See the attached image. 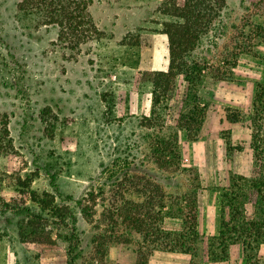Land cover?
<instances>
[{
    "label": "rangeland",
    "instance_id": "rangeland-1",
    "mask_svg": "<svg viewBox=\"0 0 264 264\" xmlns=\"http://www.w3.org/2000/svg\"><path fill=\"white\" fill-rule=\"evenodd\" d=\"M88 1L100 33L70 50L56 25L21 17L17 0H0V130L7 120L12 139L7 144L0 131V197H16L12 176L28 177L36 191L54 195L55 205L75 211L74 233L83 241L79 264H134L127 245L118 244V259H109L115 241L126 243L120 220L109 213L122 199L138 200L133 191L140 177L163 186L165 178L177 175L174 188L180 191L187 176L198 173L189 160H181L188 171L160 170L151 154L150 130L143 126V117L152 112V94L136 77L138 71L169 65L160 15L166 0ZM259 1H227L222 18L193 53L207 60L209 72L229 69L222 61L229 63L241 43L264 57V45L249 32ZM185 91L181 78L167 110L170 124L179 116ZM240 112L234 110V117ZM90 191L98 204L87 221L76 201ZM20 222L21 216L0 209V264H67V243L42 251L23 240ZM257 262L264 264V258Z\"/></svg>",
    "mask_w": 264,
    "mask_h": 264
},
{
    "label": "trees",
    "instance_id": "trees-1",
    "mask_svg": "<svg viewBox=\"0 0 264 264\" xmlns=\"http://www.w3.org/2000/svg\"><path fill=\"white\" fill-rule=\"evenodd\" d=\"M227 1L166 0L161 8L162 32L168 38V69L138 71L136 82L148 88L152 94V112L149 117H143V126L150 130L148 139L151 141V154L154 163L162 171H188L181 167L180 134L185 130L188 140L198 138L209 107L200 95L207 78H230L240 54L257 55V51L241 43L232 53V60L229 63L226 61L228 64L222 61L229 69L222 66L223 69L217 67L212 72L208 71L207 60L193 56L202 40L222 18ZM89 6L88 0H17L21 17L37 24L56 25L59 40L70 50H76L100 33ZM250 25L249 32L258 40L257 44L264 45V0L259 1L256 21ZM181 78L185 82L186 91L182 109L173 125L169 123L167 116L170 113L167 110H170V101L177 94ZM251 122V174L244 176L229 173L228 183L222 193V221L218 236L201 235L196 229V189L186 196V209L182 206L180 195L173 201L176 205L173 215L183 218L184 229L175 232L162 229L158 223L165 216L163 209L168 195L163 186L145 177H140L139 184L134 186L133 194L138 196V200L122 199L117 210L109 213L120 220L123 227L120 236L126 238V243L136 239L134 251L142 264L148 263L155 250L189 253L192 264L223 261L230 258L235 245H241L246 264L258 263V251L264 243V84L258 87ZM8 125L6 120L0 131L3 141L12 145ZM12 177L10 186L17 195L9 199L0 197V209L3 213L21 216L19 229L23 240L38 244L42 251L59 250L60 241H63L68 244L67 264H79V248L83 241L80 235L74 233L77 230L75 211L55 205L54 195L47 191H36L33 181L28 177ZM97 198L96 193L90 191L76 201L81 215L87 221L92 220L97 212ZM247 205L252 206L251 214L247 213Z\"/></svg>",
    "mask_w": 264,
    "mask_h": 264
},
{
    "label": "crops",
    "instance_id": "crops-1",
    "mask_svg": "<svg viewBox=\"0 0 264 264\" xmlns=\"http://www.w3.org/2000/svg\"><path fill=\"white\" fill-rule=\"evenodd\" d=\"M167 69L168 67H165L162 70ZM232 71V77L227 79L207 78L201 89L200 95L208 102L209 107L197 140H188L186 131H181L182 161L188 158L195 166L198 176H187L185 180L187 185L180 191L174 188L177 175L170 176L169 180L164 179L163 186L168 199L163 209L165 216L158 224L166 231L184 229L183 218L173 215L176 206L173 201L180 195L182 206L186 209L188 204L186 196L196 189V229L201 235L218 236L222 221V193L228 183L229 173L244 176L251 174L253 166L251 116L254 113L258 87L264 84V57L242 53ZM234 110L241 111V116L234 117ZM251 212L252 206L247 205V213ZM135 241V238L127 243L115 241L112 244L115 251L108 250L109 259H118V244L127 245L132 258L135 257L134 264H142L134 251ZM263 258L264 243L258 251V259ZM147 264H192V256L184 252L155 250ZM203 264H246V258L241 245H235L229 259Z\"/></svg>",
    "mask_w": 264,
    "mask_h": 264
},
{
    "label": "built area",
    "instance_id": "built-area-1",
    "mask_svg": "<svg viewBox=\"0 0 264 264\" xmlns=\"http://www.w3.org/2000/svg\"><path fill=\"white\" fill-rule=\"evenodd\" d=\"M184 160H185V161H188V158H185Z\"/></svg>",
    "mask_w": 264,
    "mask_h": 264
}]
</instances>
